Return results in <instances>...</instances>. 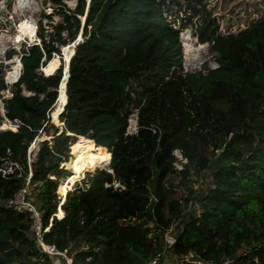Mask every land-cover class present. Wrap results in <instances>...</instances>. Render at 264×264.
<instances>
[{
    "label": "trees",
    "instance_id": "obj_1",
    "mask_svg": "<svg viewBox=\"0 0 264 264\" xmlns=\"http://www.w3.org/2000/svg\"><path fill=\"white\" fill-rule=\"evenodd\" d=\"M65 1L50 0L60 20L50 31L38 21V43L5 57L18 55L21 70L2 98L16 129L0 128V264L62 257L41 250L28 212L6 205L26 185L42 241L71 264H264V0H102L69 60L55 125L63 67L40 69L64 60L52 55L76 40L86 0ZM188 26L215 67L184 71Z\"/></svg>",
    "mask_w": 264,
    "mask_h": 264
},
{
    "label": "rangeland",
    "instance_id": "obj_2",
    "mask_svg": "<svg viewBox=\"0 0 264 264\" xmlns=\"http://www.w3.org/2000/svg\"><path fill=\"white\" fill-rule=\"evenodd\" d=\"M17 1L18 0H0V62H3L7 65L4 71V82L8 85V88L6 90L0 92V116L3 117L0 128L12 130L16 129V124L4 117L2 98L11 96L10 86L11 84H13L12 81L16 79L20 70L17 67V62L19 64L18 55H13L11 59L5 60L6 54L10 50L18 51L22 44L28 45L39 42V39L37 38L39 20L42 21V25L48 31L51 30V24H55L60 20V16L58 14H54L55 8L53 7L50 0H22L23 3L20 7L16 3ZM65 3L70 9H73L76 4L74 0H66ZM101 3L102 0L85 1L84 13L82 15L85 18L83 17L84 19H82L81 16L79 17L80 30L77 37H79L80 40L86 36V31L93 21L94 15ZM215 3L216 0H209V2L206 4V7L210 8L211 5H214ZM255 17H257L256 14ZM193 29L194 28H192L191 26H188L180 32L179 38L182 45L184 71L198 70L201 69L203 65L215 67L216 62L214 60L213 54L209 50L208 44L200 43ZM70 46H72V43L67 45L66 47L61 46L59 49V53H53L52 58H54V56L56 58H59V56L62 54L64 60H60V64L56 61H47L40 70L44 74H50L54 73L55 70L62 66V71H64V63L66 67V63L68 60V49ZM186 46L188 47L189 52H186ZM58 116L56 122H54L53 112L52 114L50 112L51 121L55 125L59 123ZM135 131L136 120L135 115H132L129 119L128 132L131 133ZM43 138H47V136L42 133L41 136L31 144L30 150H32L36 146L37 142ZM77 141L80 142V145L84 144V139L82 138H78ZM103 155L106 157L108 154L103 150ZM175 155L178 158H181L178 151H175ZM69 160L70 161H67V164L65 163V167L70 169L72 175V167L74 168L76 158L72 156L71 150ZM176 165L177 168H180V163H176ZM94 170L95 167L92 169L84 170L80 175L79 173H77V180L75 182H78V184L82 186V179H85L87 177L88 172L93 173ZM73 180L69 181L67 180V178H65L61 181V183L67 181L64 184L67 186L65 188L66 192L73 189V185L75 183L72 182ZM61 183L58 186L57 192L61 196V199L63 201V196L66 195V192L64 194L61 193ZM167 240L170 241L171 237L168 236ZM53 264L68 263L65 262L64 258L57 257V259L53 260Z\"/></svg>",
    "mask_w": 264,
    "mask_h": 264
},
{
    "label": "built area",
    "instance_id": "obj_3",
    "mask_svg": "<svg viewBox=\"0 0 264 264\" xmlns=\"http://www.w3.org/2000/svg\"><path fill=\"white\" fill-rule=\"evenodd\" d=\"M28 187L27 185L20 190H18L10 199L7 200L6 205L18 212H28L31 218V229L35 232L37 241L42 251L51 256H62L66 258L65 254L59 251L55 246L50 244H45L40 237V217L39 213L32 203V201L27 197ZM67 263L71 264V261L67 259ZM150 264H155V261H151Z\"/></svg>",
    "mask_w": 264,
    "mask_h": 264
},
{
    "label": "bare ground",
    "instance_id": "obj_4",
    "mask_svg": "<svg viewBox=\"0 0 264 264\" xmlns=\"http://www.w3.org/2000/svg\"><path fill=\"white\" fill-rule=\"evenodd\" d=\"M17 5L20 7L22 5V0H18L17 2ZM18 8V7H17ZM82 19H84L82 17ZM188 47L186 46V52H189L188 51ZM72 52H73V47L70 46L69 49H68V60L67 62L69 61V57L70 55L72 56ZM70 62V61H69ZM17 67L19 68V70H21V64L17 62ZM64 81L61 82L60 84V87H59V96H58V100H57V103H56V106L53 110V121L56 122L57 120V116L58 114L60 113V111L62 110L63 106H64V103L66 101V94H65V89H64ZM59 117V116H58ZM87 141H89L88 139H85ZM85 140H84V143H85ZM108 158L105 157L101 152H99L97 154V156L95 157H91V160L93 161V163L95 164V166L99 163H103L107 160Z\"/></svg>",
    "mask_w": 264,
    "mask_h": 264
},
{
    "label": "water",
    "instance_id": "obj_5",
    "mask_svg": "<svg viewBox=\"0 0 264 264\" xmlns=\"http://www.w3.org/2000/svg\"><path fill=\"white\" fill-rule=\"evenodd\" d=\"M80 41V39H79V37H77L76 38V40L72 43V47H73V52H72V54L74 53V48H75V45L78 43ZM70 58H71V55H70V57H69V60H70ZM18 61H19V63H20V58H18ZM68 63H69V61L66 63V67H65V70L63 71V76H62V79H61V81H60V83L62 82V81H64V83H66V79H67V68H68ZM21 64V63H20ZM19 73H20V71H19ZM19 73H18V75H17V77H16V79L14 80V81H12V82H15L16 80H17V78H18V76H19ZM51 74V73H50ZM60 85V84H59ZM64 89H65V85H64ZM57 99H58V94H57ZM66 102V101H65ZM65 104V103H64ZM64 107V106H63ZM62 110H63V108H62ZM61 110V111H62ZM61 111H60V113H61ZM59 113V114H60ZM58 114V115H59ZM44 139V138H43ZM42 140V139H41ZM64 198H65V196H63V200H64ZM62 203V202H61Z\"/></svg>",
    "mask_w": 264,
    "mask_h": 264
},
{
    "label": "clouds",
    "instance_id": "obj_6",
    "mask_svg": "<svg viewBox=\"0 0 264 264\" xmlns=\"http://www.w3.org/2000/svg\"><path fill=\"white\" fill-rule=\"evenodd\" d=\"M63 72V71H62ZM20 74V73H19ZM64 74V73H63ZM12 83H14V82H12ZM59 88V87H58ZM59 210V209H58Z\"/></svg>",
    "mask_w": 264,
    "mask_h": 264
}]
</instances>
